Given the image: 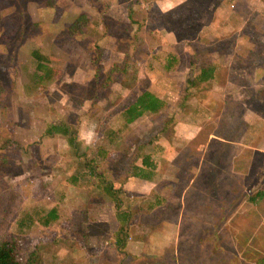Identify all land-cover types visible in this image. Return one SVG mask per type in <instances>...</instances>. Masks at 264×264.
Listing matches in <instances>:
<instances>
[{
  "label": "rangeland",
  "instance_id": "rangeland-1",
  "mask_svg": "<svg viewBox=\"0 0 264 264\" xmlns=\"http://www.w3.org/2000/svg\"><path fill=\"white\" fill-rule=\"evenodd\" d=\"M33 50L56 70L42 86ZM209 64L222 87L192 84ZM258 67L264 0H0V241L16 237L22 263L169 264L115 254L114 236L125 226L134 244L179 211L200 228L182 235L205 240L210 264H264ZM143 91L164 109L123 125L122 109ZM206 91L214 97L203 105ZM54 123L69 127L75 150L45 135Z\"/></svg>",
  "mask_w": 264,
  "mask_h": 264
},
{
  "label": "trees",
  "instance_id": "trees-1",
  "mask_svg": "<svg viewBox=\"0 0 264 264\" xmlns=\"http://www.w3.org/2000/svg\"><path fill=\"white\" fill-rule=\"evenodd\" d=\"M83 23V15H79L75 18V20L71 23V28L69 27L68 32H72V30H78L81 27V24ZM76 28V29H75ZM30 57L33 60V66H34V73L32 75L33 82L36 83L37 86H42L43 84L51 81L56 73V70L50 67L48 60L43 55L39 54V52L33 50L30 51ZM119 68L117 65L113 66L105 75L104 83L106 84V81L111 80L112 73ZM168 68V66H167ZM212 71H206V70H200V73L198 74V80L201 79L206 80L204 78L207 76L210 78L209 73ZM208 74V75H207ZM88 91H83V93H87ZM84 94H80V100L79 105H82L84 103ZM81 107V106H80ZM165 107V103L158 98L156 95L148 92L143 91L138 96L135 97L132 103L127 105L124 109H122L120 113V117L122 120L123 125H130L133 122H135L137 119L144 115H154L158 114L161 110H163ZM45 135L48 137L51 136H62L67 139V145L75 150L76 144H75V138L73 137V133L70 132V129L67 125L63 123H54L49 124L47 127V130L45 131ZM109 136H112V133H108ZM150 165L148 157H144L141 161L140 167H146L148 168ZM140 167H137V171L139 172L141 169ZM135 176V175H132ZM138 176V175H136ZM192 178L190 179V181ZM193 187V183H190ZM220 181L219 179H216L214 181V185L216 187H219ZM193 189V188H192ZM109 192L110 189H104ZM111 196V194H109ZM116 204V203H115ZM118 210V209H117ZM47 218L50 221L56 220V213L53 209L47 212L46 214ZM48 221L45 220L43 225H47ZM126 236V228L125 226L120 227L118 231L116 232L114 236V243L113 247L118 253H123V249L125 246V239ZM32 261L22 263L19 258V241L16 237H9L7 239L0 241V264H31ZM34 262V259H33ZM260 264V263H258Z\"/></svg>",
  "mask_w": 264,
  "mask_h": 264
},
{
  "label": "crops",
  "instance_id": "crops-1",
  "mask_svg": "<svg viewBox=\"0 0 264 264\" xmlns=\"http://www.w3.org/2000/svg\"><path fill=\"white\" fill-rule=\"evenodd\" d=\"M210 26H214V25H210ZM228 30L229 29H227V32H229ZM223 32L224 31L222 30L220 35L223 34ZM202 33H203V30L201 31V34ZM218 35H216V37H219ZM199 39L201 40L202 37L199 36ZM173 54L177 58L176 51ZM177 67L178 65H176L175 67L176 72L178 71ZM185 67L187 70L188 67L187 66ZM200 70L212 71L209 73L210 78L205 76L204 78H206V80L201 79L199 81L198 74L200 73ZM218 72L219 70L217 68L215 69L213 64H209L207 67H201L198 69V74L193 77L192 84H195L197 82V85L199 86L210 84L211 86L216 85L217 87H222L223 85L219 86L218 84H215V82H213ZM260 72L264 73V67L263 68L258 67L255 69V73L258 74ZM212 97H214L213 92L211 91L203 92L201 95V103L203 105L204 104L208 105L209 98H212ZM193 112L194 111H192V113H189V114L192 115ZM221 145L222 147H225V148L226 147L232 148V147H237L239 144L235 142H225L224 141L223 144ZM233 174L235 175L237 173L233 172ZM177 214L179 215L178 218L176 217ZM182 216H183L182 213L178 211L175 215V218L171 220H166V219L159 220L158 225L153 228L150 235H145L144 238H142L143 240L141 239L140 241L134 240V244L128 245V243H126L125 244L126 246H124L123 251L127 253V250H130L131 251L130 254L133 256L142 257L145 259L151 258L155 260L154 263H157V262L159 263L160 258H163L164 256L168 255L169 264H210L211 261L209 260L210 258L209 252L208 254H206L205 251L203 252L202 250H200L202 245L208 246L206 245L207 243L205 242V240L201 237L197 239H194V237L190 238L187 231H185L184 234L182 235L184 230H189L192 232H196L200 230V228H197L198 227L197 224H190V225L183 224L181 221ZM193 220L194 219H192V222ZM182 226H188V228H182ZM210 230H212V227H210ZM214 240H217V238ZM218 243L219 241L217 240L216 242L217 248L219 247ZM182 244L184 245L183 247H186L185 252H184V254L186 255H183L181 253ZM132 248L134 249L136 248L137 250L135 251L136 255L134 254V252L132 253ZM217 251L219 253V250ZM116 252L117 251L115 250L114 253L116 254ZM207 258L209 261L207 260ZM217 263L223 264L222 261H218V260H217Z\"/></svg>",
  "mask_w": 264,
  "mask_h": 264
}]
</instances>
